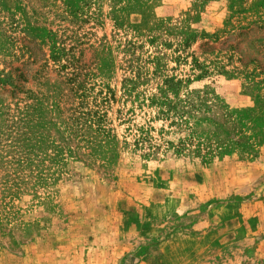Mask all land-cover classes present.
I'll return each mask as SVG.
<instances>
[{"label":"rangeland","instance_id":"374dc122","mask_svg":"<svg viewBox=\"0 0 264 264\" xmlns=\"http://www.w3.org/2000/svg\"><path fill=\"white\" fill-rule=\"evenodd\" d=\"M0 264H264V0H0Z\"/></svg>","mask_w":264,"mask_h":264}]
</instances>
